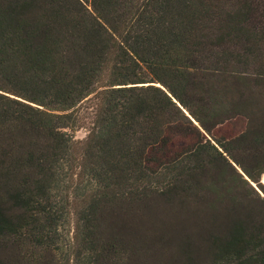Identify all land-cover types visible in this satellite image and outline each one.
Masks as SVG:
<instances>
[{
    "label": "trees",
    "instance_id": "trees-1",
    "mask_svg": "<svg viewBox=\"0 0 264 264\" xmlns=\"http://www.w3.org/2000/svg\"><path fill=\"white\" fill-rule=\"evenodd\" d=\"M262 3L0 0V264L152 258L176 209L207 230L187 264H264V198L233 165L264 191V121L253 148L208 137L240 115L220 92L251 91L212 84L264 55Z\"/></svg>",
    "mask_w": 264,
    "mask_h": 264
},
{
    "label": "rangeland",
    "instance_id": "rangeland-1",
    "mask_svg": "<svg viewBox=\"0 0 264 264\" xmlns=\"http://www.w3.org/2000/svg\"><path fill=\"white\" fill-rule=\"evenodd\" d=\"M264 3L260 6V20L263 24L260 25L255 31L256 35L259 36L261 33L264 34ZM264 52V51H263ZM246 75L242 74V79L240 82H235L234 79H227L225 83H220L221 78L217 80L212 85H250L251 91L245 90L244 88L238 87L241 91L240 94L236 90H230L231 92L223 91L220 92L222 95V102L230 108L234 114H240L237 118L229 120L224 125L216 127L210 136V139L227 140L228 138L234 136H241L244 133L247 137V142H252V129L258 131L260 125L264 121V55L257 58L254 63V69L248 71ZM258 85V86H257ZM219 87H217L218 90ZM227 89V91L229 90ZM220 96V97H221ZM188 113V112H187ZM189 114V113H188ZM191 117V116H190ZM192 118V117H191ZM194 120V119H192ZM196 122V121H195ZM87 130L81 129L74 133L75 139L82 141L87 137ZM248 143L245 147H248ZM255 147L252 142L249 147ZM236 165V164H235ZM246 165H253V158L249 157L246 159ZM237 166V165H236ZM241 169L238 167V171ZM242 170V169H241ZM240 172V171H239ZM261 178V177H260ZM264 185V184H263ZM258 187V185H257ZM255 190L264 198V191L260 187L255 188ZM253 198V197H252ZM225 209V208H224ZM228 209H225L227 212ZM168 215L166 222V227L171 228L168 231L166 241H169L171 245L169 247L156 248L153 252L152 258L142 257L139 260H133L130 264H187L182 256L183 250L186 245H192L193 249L200 250L201 253L204 252L208 243H206V233L200 227L199 219L197 216H192V213H184L178 209L174 211H169L165 213ZM146 222V219L144 220ZM72 224H65L60 228V232L64 235H72ZM180 245H182L180 247ZM207 256L201 258V260L206 261Z\"/></svg>",
    "mask_w": 264,
    "mask_h": 264
},
{
    "label": "water",
    "instance_id": "water-1",
    "mask_svg": "<svg viewBox=\"0 0 264 264\" xmlns=\"http://www.w3.org/2000/svg\"><path fill=\"white\" fill-rule=\"evenodd\" d=\"M160 86V85H159ZM180 106V105H179ZM181 107V106H180ZM185 113L190 117V115L185 111ZM191 118V117H190ZM192 119V118H191ZM194 122H195V120H193ZM197 125H199L197 122H195ZM237 169H238V167L235 165V164H233ZM239 171H240V173L242 174V175H244L245 176V178H246V180H248V181H250V183L252 184V186H254L255 188H257L258 189V187H257V184L256 183H254V182H252L246 175H245V173L241 170V169H239ZM260 183H262V184H264L263 183V181H262V176H261V180H260Z\"/></svg>",
    "mask_w": 264,
    "mask_h": 264
},
{
    "label": "bare ground",
    "instance_id": "bare-ground-1",
    "mask_svg": "<svg viewBox=\"0 0 264 264\" xmlns=\"http://www.w3.org/2000/svg\"><path fill=\"white\" fill-rule=\"evenodd\" d=\"M262 181H263V183H264V174H263V176H262Z\"/></svg>",
    "mask_w": 264,
    "mask_h": 264
}]
</instances>
